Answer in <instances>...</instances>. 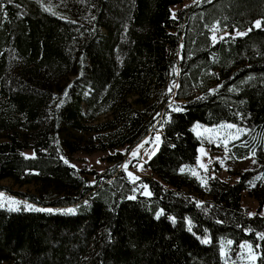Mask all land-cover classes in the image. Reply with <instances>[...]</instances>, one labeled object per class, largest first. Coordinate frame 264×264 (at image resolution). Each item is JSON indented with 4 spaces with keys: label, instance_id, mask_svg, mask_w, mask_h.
I'll return each instance as SVG.
<instances>
[{
    "label": "trees",
    "instance_id": "16d2710c",
    "mask_svg": "<svg viewBox=\"0 0 264 264\" xmlns=\"http://www.w3.org/2000/svg\"><path fill=\"white\" fill-rule=\"evenodd\" d=\"M180 2L0 0V180L34 187L15 193L27 208L0 207V264H229L223 239L264 264V216L241 205L246 191L263 207L264 170L201 185L179 169L194 163L195 121L247 128L229 143L235 159L264 141V0H198L172 16ZM211 27L227 32L213 41ZM156 125L140 186L65 163L120 159Z\"/></svg>",
    "mask_w": 264,
    "mask_h": 264
},
{
    "label": "rangeland",
    "instance_id": "374dc122",
    "mask_svg": "<svg viewBox=\"0 0 264 264\" xmlns=\"http://www.w3.org/2000/svg\"><path fill=\"white\" fill-rule=\"evenodd\" d=\"M198 0H181L180 3L170 6V12L172 16H175V12L179 8H184ZM259 21V20H257ZM256 21V22H257ZM255 22V24H256ZM212 34H223L226 30H219L215 27L210 28ZM236 33L238 30L235 31ZM177 58V57H176ZM176 72L175 70L172 71ZM173 83L171 87L173 88ZM191 131L198 140L196 146V155L193 164H184L180 166V171L188 172L194 176L201 185L206 183L207 177H217L221 180L235 183L240 180V177L247 170H254L261 168L258 175H263L264 170V141L260 144H256L254 151L247 157L241 159H235L229 152V143L242 137L247 132V128L238 126L228 122H221L214 125H205L199 122H193L191 125ZM161 136V128L157 125L151 129L148 137L142 141L134 144L128 149H121L122 153L119 154L117 160L107 162L103 157L109 152L93 151L85 153L83 151H76L71 155H65V160L75 168H81L89 180L94 178V174H89L85 171L92 172L95 170L97 173L102 172H119L134 186H140V180L142 178L149 177V172L142 166L143 162H146L151 153L156 149L159 142L155 141L156 136ZM86 136H84L85 138ZM0 139H2L0 135ZM145 141H150L145 143ZM139 147L138 156L134 159L131 156L133 150ZM27 152V151H26ZM30 154V151L27 152ZM130 161V163H129ZM126 166V167H125ZM142 166V167H141ZM138 179L133 182L131 176ZM0 186L6 187V191H0V207L6 209H16L17 207L27 208V204L22 200L23 198L15 194L20 193H32L34 187L31 184H25L21 186L14 185L10 179L4 178L0 180ZM180 192L187 193L188 190L185 187L180 188ZM144 194H147L146 189L143 190ZM241 198V205L245 207L249 214L260 213L264 216V204L258 202L255 197L249 196L246 191H243ZM191 197H194L200 202L208 201L210 198L201 193H190ZM15 202V203H13ZM258 207H262L258 210ZM31 208H35L31 206ZM67 210V208H65ZM47 211H63L62 209L54 210L52 208H44ZM221 255L224 260L229 264H255L257 258V249L252 247L248 242H243L237 247L236 253H231L230 246L231 241L221 240ZM254 257V258H253Z\"/></svg>",
    "mask_w": 264,
    "mask_h": 264
},
{
    "label": "snow or ice",
    "instance_id": "6c2138e0",
    "mask_svg": "<svg viewBox=\"0 0 264 264\" xmlns=\"http://www.w3.org/2000/svg\"><path fill=\"white\" fill-rule=\"evenodd\" d=\"M260 25H261V22H260V21H257L256 24H255L256 27H260ZM237 35H244V33H237ZM212 39H213V41L216 40L215 34L213 35ZM220 39H223V37H220ZM65 95H67V91L65 92ZM61 103H63V101H61ZM176 110H177V111H180L181 109L177 108ZM159 140H160V137L157 135V136L155 137V141H156V142H159ZM149 142H150V141H145V143H149ZM142 146H143V145H140V146H138V148H137L136 150H133V151H132V153H131L132 158L135 159V158L138 156L139 147H142ZM65 163H68V161L65 160ZM129 163H130V161H129ZM125 167H126V166H125ZM141 167H142V166H141ZM182 171H183V170H182ZM129 176L132 177L133 182H135V180L138 179L137 177L132 176L131 173H129ZM133 198H134V197H133ZM13 203H15V202H13ZM28 207H31V206H28ZM68 211L71 212V211H74V210L70 209V210H68ZM158 215H159V214H158ZM261 239H264V234H261ZM204 242L207 243L208 241L205 240ZM253 258H254V257H253Z\"/></svg>",
    "mask_w": 264,
    "mask_h": 264
}]
</instances>
